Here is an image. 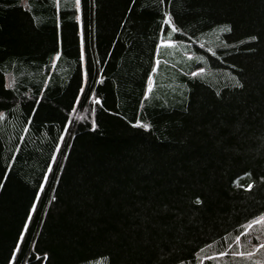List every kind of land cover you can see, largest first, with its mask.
Wrapping results in <instances>:
<instances>
[{
  "label": "trees",
  "instance_id": "16d2710c",
  "mask_svg": "<svg viewBox=\"0 0 264 264\" xmlns=\"http://www.w3.org/2000/svg\"><path fill=\"white\" fill-rule=\"evenodd\" d=\"M261 213L264 0H0V264H257L204 257Z\"/></svg>",
  "mask_w": 264,
  "mask_h": 264
},
{
  "label": "snow or ice",
  "instance_id": "6c2138e0",
  "mask_svg": "<svg viewBox=\"0 0 264 264\" xmlns=\"http://www.w3.org/2000/svg\"><path fill=\"white\" fill-rule=\"evenodd\" d=\"M76 2V11L77 13L79 12V9H80V5H81V0H75ZM159 2L161 4L164 3V0H159ZM76 19L79 20V15L76 16ZM163 24L161 25V29L162 30H165L166 29L164 28V25H167L170 29H171V32L175 33V32H180L182 29L177 27L176 24L173 22V18H172V15L168 12V11H163ZM223 30H226V29H222ZM186 34V33H185ZM251 39H256L255 36H252L250 37ZM162 44H171L173 43V40L172 39H169V40H164L163 37H161V41H160ZM160 47V44L157 45V49H159ZM209 51H211V49H209ZM60 55V52H56V56H59ZM80 59L81 60H84L85 59V55H84V52L81 51V55H80ZM156 63L158 64L159 63V60L157 59L156 60ZM156 71V67L155 65L153 66V72ZM202 71V69H201ZM148 79L149 81L152 80V73L150 72L149 75H148ZM151 87V84H149V88ZM148 91L146 90L144 95L145 96H148ZM137 125H141L142 127L144 128H148L149 125L144 123L142 124V122L140 120H137L135 122ZM248 188H251L252 187V184H248L247 185ZM197 203H199V200H197ZM261 223H264V213H261L259 216H256L254 218H252L251 220L247 221L246 224H244L242 227H243V232H241L239 235H237L235 237V243H236V248H237V251H231L230 250L233 248V244L232 243H227V240H228V237L225 236V242H226V247L224 248V250L222 251H217V252H214L212 254V256H208V257H204V259H207V260H212L216 257H225L227 255H232V256H251L256 250L258 249H261V248H264V244H261V243H256L253 245L252 247V251L249 252V251H243V245L240 244V239H241V236H244V235H247L249 234L253 227L257 224H261ZM258 239V237H257ZM181 264H183V262H181ZM200 264H203V260H200ZM257 264H259V262H257Z\"/></svg>",
  "mask_w": 264,
  "mask_h": 264
},
{
  "label": "rangeland",
  "instance_id": "374dc122",
  "mask_svg": "<svg viewBox=\"0 0 264 264\" xmlns=\"http://www.w3.org/2000/svg\"><path fill=\"white\" fill-rule=\"evenodd\" d=\"M161 50H162V47H160L159 49H158V55H159V52L161 53ZM159 56H161V55H159ZM154 82V80L152 81V83ZM237 251V250H236ZM250 251V250H249ZM251 251H252V249H251ZM250 251V252H251ZM263 254H264V252H263ZM263 254L261 253L260 254V251L258 250V251H255L250 257L249 256H247V258L248 259H252V260H254V262H259L260 263V261L261 260H264V257H263ZM230 257H232V258H234V256H232V255H229ZM219 260H217L216 261V263L217 264H219L220 262H224V260L226 259H220V258H218Z\"/></svg>",
  "mask_w": 264,
  "mask_h": 264
}]
</instances>
